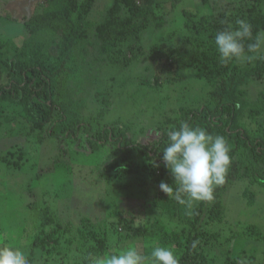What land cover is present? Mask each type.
<instances>
[{
    "label": "trees",
    "instance_id": "1",
    "mask_svg": "<svg viewBox=\"0 0 264 264\" xmlns=\"http://www.w3.org/2000/svg\"><path fill=\"white\" fill-rule=\"evenodd\" d=\"M100 1L42 0V11L23 21L22 43L0 38L2 167L15 172L29 168L31 180L54 171L51 179L55 180V170L69 161L71 153L86 156L90 151L91 155L100 156V143L117 146V152L102 159L97 168L77 161L81 169L68 170V185L73 181L70 177H75L74 193L60 183L59 190L54 191L58 199L62 194L66 199L74 194L84 209L95 198L89 193L100 196V200L96 196L93 207L102 211H91L92 218L84 210L86 224L66 223L49 207L34 210L32 206L34 224L40 223L41 230L28 257L30 263L36 262L37 251L40 255L46 249V238L75 233V237H67L69 243L65 247L71 250V243L78 238L80 245L76 248L81 258L68 264H97L106 254H118L129 241H142L145 255H150L155 247H170L179 264H264V251L258 247L264 243V58L225 65L219 63V55L210 51L214 50L215 34L229 26L235 29L237 19L252 25L253 37L264 33V0H245L247 5L240 17L228 4L214 6L207 14H201L197 7L193 11L184 9L181 14L186 32L182 42L175 46L152 43L149 54L154 62L167 71L193 70L198 78L192 82L195 96L189 105L167 111V104L173 102L170 80L160 79L159 74L153 77L159 84L155 92L148 94L154 99L150 98L148 110H143V99L138 112L152 119L154 110L160 113L153 119L156 125L150 131L157 137L147 144L129 142L126 128L119 124L110 126L111 121H118L115 117L105 122L117 110L119 96L126 91L114 88V84L107 90L109 96L99 103L98 93L93 94L92 89L107 82V76L115 83L122 80L124 73L117 67L119 56L126 48L133 52L130 42L156 22L159 3L169 2L173 8L188 0H107L98 10ZM199 2L204 6L210 3ZM96 11L100 13L96 15ZM249 42L244 41L245 49ZM259 55L264 57V52ZM138 92L134 90L133 96L126 98L127 110L135 97L144 94ZM181 122L204 128L213 136H223L232 160L226 181L215 189L214 199L194 202L191 207L178 203L159 187L161 182L174 190L177 187L161 151L168 141L166 132L179 128ZM49 146L59 154L50 155ZM44 155L47 166L38 172L39 157ZM241 180L253 184V191L246 188L240 199L241 214L249 213L251 219L233 214L236 216H231L230 221L226 219L231 212L226 197ZM27 191L32 193V188ZM55 222L56 228L48 234L45 227ZM2 233L0 246L8 242L9 246L18 247L3 239ZM223 238L225 242L232 241V249L226 248L227 253L220 256L205 255V250L220 248ZM115 246L117 250L113 252Z\"/></svg>",
    "mask_w": 264,
    "mask_h": 264
},
{
    "label": "rangeland",
    "instance_id": "2",
    "mask_svg": "<svg viewBox=\"0 0 264 264\" xmlns=\"http://www.w3.org/2000/svg\"><path fill=\"white\" fill-rule=\"evenodd\" d=\"M199 1L200 0H188L187 2L181 3L179 5L175 4L173 8L172 4L169 2L161 4L159 3L160 7H157L156 9L158 15L156 22H152V24H150L145 29V31L142 32L141 35H139L138 38H135L130 42L128 46L133 47V52H129L128 48H126L119 56L121 58L120 63L117 64V67L119 68V71L124 73L122 80H117V82L115 83L109 76H107L105 80L107 82L99 83L92 89L93 94L98 93V98H96V100L99 103L103 102L106 97L109 96V92H107V90L109 91L110 88H113L114 84V88L116 87L120 91H126L119 96V104L117 106V110L112 111V114L110 113L109 117L107 116L105 122H108V119L115 117V119L118 121H111L109 125L113 126V124H119L123 128H126L127 134L129 136V142L133 143L139 140L143 144H147L157 137V134L150 131L154 128L153 126L156 125V122L155 120L153 121V119L159 117L160 113H158L157 110H154L153 119L152 116L148 117L146 115L138 113L140 105L143 104V99L145 102L143 110L150 107L149 100L150 98H153V95L148 93L151 91L155 92L157 90L156 86H158L159 84L158 82H156V80L153 79L155 75L159 74L160 76H158L161 77L160 79L168 78L170 80V96L173 98V102H169L171 104H167V108L165 109L167 111L175 108L176 106L182 108L189 105L191 100L190 98L195 93L194 88H191V85L192 82L198 78V75H196L193 70L184 68H180L179 70L173 69L171 71H167V68L162 67L161 65L154 62L149 54L150 46L153 45L152 43H166L167 45L175 46L176 43L182 42V37L186 32L181 14L182 10L184 9L193 11L197 7L201 14H207L212 11V7L214 6L220 7L222 5L228 4L231 6L233 5L235 15L237 17H240L244 9L243 7L247 5L245 0H209V6H204ZM106 2L107 0L100 1L98 10L103 9V6ZM42 7V0H0V38L9 40L14 39L18 41V43H22L25 31L23 21L25 20V18L36 14V12H41ZM99 13L100 11H96V15ZM245 15H247V12H245ZM199 16H201L200 13ZM212 40H214V37L212 38ZM213 44L214 50L210 51L218 56L219 53L216 49L215 43ZM125 59L130 63L125 62ZM218 61L219 63L221 62L220 58ZM242 61L243 60H239L238 65ZM164 66L167 65L165 64ZM132 81L135 84L130 83ZM136 83H138V85H136ZM261 87L264 88V81L262 82ZM134 90H139L138 93L144 92V94H139V96L135 97L134 101L130 105V109L127 110V106L125 107V103H128L126 102V98L133 96L132 91ZM143 113L147 114L148 112ZM170 114L173 115L174 113L170 112ZM122 121H126L124 123H127V125H124ZM128 122H131L132 125L128 124ZM51 146L48 147V150H50L49 154L58 155L59 152L57 151V149H53L51 148ZM97 149L98 151H100V156L91 155L90 151L86 154V156L71 153L70 158H68L69 161H67L66 159L67 163H65L61 168L55 170V180L51 179L54 172L52 171L48 175L32 179V182V177L30 176V174L32 173L31 169L26 168L25 171L19 170L18 172H15L2 167L0 163V224H3V230L0 229V231H3L2 238H6L7 240L9 239L8 241H10L12 245L18 244V247L21 248L29 257L31 256L32 246H34L35 240L40 234L41 230L40 223L37 225L34 224V217L32 216L33 213L31 212L32 206H34V210H41L44 207H49L54 211V213H58L62 221H65L66 223L71 222L73 224H86V220L84 219V215L86 214V212L88 215H91V211L94 213L96 211L97 214H100L99 212H101L102 209L95 210L93 207L95 205V201L98 199L96 196L99 195H94L93 192L89 194L91 197L95 198L94 200L91 199L88 202V205L85 209L84 207H80L75 201L76 198L74 194L69 197L71 199H66V196H64L63 194L61 195L62 197L58 199L56 197L57 193L54 192L55 190H59V183L63 187L65 185H68L69 176L67 175L69 169L72 168L75 171L81 169V167L77 165V161L79 164L86 163L88 166L97 168L102 159L112 156L117 152V146L113 143L107 145L100 143V145H97ZM2 150L3 148L1 140L0 154L4 153V151L2 152ZM39 159L40 164L37 167L38 172H40L42 168H46L47 166L45 165V163L47 162L46 155L42 156V158L39 157ZM37 176L38 175H35V177ZM70 179H73V181L68 185L67 189H69L68 191L70 193H74L77 190L74 183L75 177H70ZM110 180L111 179L109 178L108 182ZM252 186L253 184H248V182L245 180L236 181L234 187L231 189V191H229L226 197L227 209L231 211L229 212L230 215L226 217L227 220H233V217H235L236 215H242V217L246 219H251V217L248 215L249 213L247 215H245L246 213L244 215L243 213L241 214L243 205L240 199L242 191L246 190V188L249 189V191H253ZM28 188H32V193H28ZM45 191H47V194L45 193ZM80 194L82 193L80 192ZM105 197V194H103V199L106 200L107 198ZM123 197L124 196H122L121 198ZM99 204L100 203H98V205ZM122 204L120 205L124 206ZM84 210L86 212H84ZM81 212L83 214H80ZM139 214L141 215L142 212L140 211ZM91 216L93 218V215ZM231 216L233 217L230 218ZM252 219L256 221L255 216H253ZM56 224L57 223L55 222V224H51L50 226L45 227L46 232L50 234L54 230V228H56ZM88 226L90 227V225ZM96 230H98V228ZM74 234L75 233H71L59 238V233H57L53 235L51 239L46 238L45 241L47 247L45 250H41L40 255V251L36 252V255H38L37 258H35L36 262L33 264H68L80 259L81 255L79 253V249L76 248V246L80 245V240L78 238L75 239L74 244L71 243V250H68L67 247H65V245L69 243L66 240L67 237H75ZM43 237L48 236H41V239ZM225 240L226 239L224 238L221 240V242L223 244L225 243V245H220V248L215 249V251L209 250L207 252L205 250V255L208 254V257L211 258L215 257V255L220 256L221 253H227L226 248L227 250L232 249L233 243L232 241L225 242ZM1 242L2 241L0 240V243ZM6 245L10 244H8L7 242ZM60 246L63 247L61 248V251H59ZM130 246L137 248L141 254L145 255L144 249L146 245L142 241H139L137 243L129 241L124 244L123 250L127 249ZM258 247H261L259 249L264 251L263 242L261 243V245H258ZM113 248L115 249L112 251L116 252L115 250H117V247L115 246ZM55 249H58L59 252H56ZM46 250L51 252H47ZM121 251L122 250H120V252ZM226 255L227 254H225V256Z\"/></svg>",
    "mask_w": 264,
    "mask_h": 264
},
{
    "label": "clouds",
    "instance_id": "3",
    "mask_svg": "<svg viewBox=\"0 0 264 264\" xmlns=\"http://www.w3.org/2000/svg\"><path fill=\"white\" fill-rule=\"evenodd\" d=\"M236 25L235 29L229 26L214 36L221 62L227 65L233 61L264 58L259 55L264 52V33L253 37L252 25L243 19H237ZM246 40L250 41L247 49ZM166 135L168 141L161 151L163 162L177 187L174 190L161 182L160 189L189 207L194 202L212 201L215 189L225 183L232 163L225 138L213 136L204 128L192 127L188 122H181L179 128H171ZM0 264H30V260L21 248L3 245L0 246ZM97 264H179V261L170 247H155L150 255H144L130 246L118 254H106Z\"/></svg>",
    "mask_w": 264,
    "mask_h": 264
}]
</instances>
